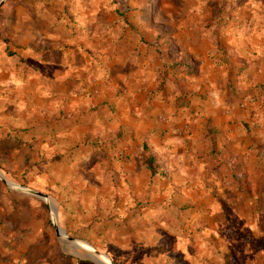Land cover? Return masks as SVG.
I'll use <instances>...</instances> for the list:
<instances>
[{
    "label": "rangeland",
    "instance_id": "374dc122",
    "mask_svg": "<svg viewBox=\"0 0 264 264\" xmlns=\"http://www.w3.org/2000/svg\"><path fill=\"white\" fill-rule=\"evenodd\" d=\"M63 18L74 31L69 54L59 62L28 58L38 70L24 78L0 70V174L56 209L53 217L45 201L0 179V264L100 261L57 235L53 221L113 264H264V118L251 131L246 161L242 150L233 160L225 149L208 159L205 145L195 160L162 152L168 178L151 176L139 161L144 144L163 139L148 135L156 108L230 115L232 105L217 96L237 97L236 79L202 84L191 104L193 94L175 103L173 93L187 86L173 80L177 73L159 92L160 75L174 54L191 63L188 76L197 75L202 60L189 49L221 67L236 59L241 71L263 62L264 0H6L0 52L6 41L17 52L56 44L50 26ZM133 55L150 62L140 65L138 82ZM237 107L261 109L255 96Z\"/></svg>",
    "mask_w": 264,
    "mask_h": 264
},
{
    "label": "crops",
    "instance_id": "0c3cea01",
    "mask_svg": "<svg viewBox=\"0 0 264 264\" xmlns=\"http://www.w3.org/2000/svg\"><path fill=\"white\" fill-rule=\"evenodd\" d=\"M4 3H2L1 5H3ZM27 14L28 13H26V15ZM56 17L57 19H59V16ZM57 22L59 23L54 24V22L50 26V31L55 32V36H53L54 40H56V44L54 45L28 46L29 44H27V47L22 49L21 52H17L16 48L15 50L9 49L7 46H10V44L6 41V45L4 43L2 52H0L1 56H5L3 57V61H0V70L10 71L11 69V71L16 72L15 74H19L22 72L21 76L24 78L26 75L29 76V74H35L36 70H38L31 65L28 58H36L40 61L55 60L59 62L63 54H69L70 49H75L74 37L71 35L74 31L73 28L69 27V19L66 20L63 18ZM121 28L123 27L118 26L119 32ZM126 30V28H123V31ZM65 31L67 33H65ZM0 37L8 38L6 34H3ZM254 41L255 40H249L245 44L248 45L250 50L259 52L260 47L258 43ZM7 43L9 45H7ZM60 45L61 47H59ZM6 50L7 56L4 54ZM189 50L190 53H195V55H191L192 58L199 57V59L202 60L200 62L201 66H199L197 69V75L188 76V74L185 73L186 71H182L178 72L177 76L173 77V80L177 78L178 80H181L183 82L185 81L188 87L186 86L183 94H193V96L189 98V100H191V104L196 103V99L199 98L198 95L201 94V92L204 90L201 88L202 84L206 85L208 81H211V83H217L218 85H220V83H223L225 85V83L228 82L229 79L231 82L236 79L238 88L242 90L236 94L237 97H234L232 95H230V97L227 96V94H219L217 96V99L221 100V103H224V105H232V108L229 112L230 115H227L226 112L219 113V111L215 109H207L201 111H199L198 109L192 110L193 108L183 109L180 107H176L173 109L171 103L156 108L152 118L153 125L151 127V130H149L148 135L153 136V138H157L158 136L160 137L161 134H163V139L162 141L160 140L158 144H155L154 147L152 146V142L150 143L152 151L157 154V156L161 155L162 152H167V155L171 156V158L175 160H195L197 158V155H199L200 149H202V147H204L203 145H205V157H207L208 159L215 160V155L220 152V150L222 151V149H225L226 154L230 159L233 160H236V156L242 150L243 154H240L243 155V159H245L244 161H246L248 157H251V131L253 127L254 129H257V127H255V124L259 122L261 118H264V61H255V63L253 64L245 63L241 71V65H238L237 63V65H235V62H237L236 59L234 60V62L227 65L228 67H221L219 64L207 62V58L204 56L203 51L196 52V50L194 49ZM14 52H16V54H14ZM146 52L147 54H150L149 51ZM106 53L111 52L108 51ZM138 53L139 51L133 54L137 55ZM133 58L135 59L134 55L132 56V59ZM137 60L138 61H136L135 59V61L132 60L131 62H133L132 65H136L135 67L137 68V71L133 73L132 76L133 78H135L134 76H138L136 80L138 82V80H140V65L145 66V64H149L150 62L144 58L142 60H140V58ZM129 62L127 59L124 61H122L121 59L120 63L125 64ZM169 62L171 63L182 61H180L179 57H176V55L174 54ZM73 66L68 63L67 70L70 71L71 69H74ZM124 66L125 65H123V67ZM209 67L211 68V70L209 69ZM66 83V80L58 81L59 87L65 86ZM213 93L217 95V93ZM138 94H140V92ZM176 95H178V93H173L172 96H174L175 98ZM252 96L257 97V102H259V104L261 105L260 110H255L254 108L250 110H242L237 107L239 102L244 103L246 102L247 98L248 100H251ZM238 97H243V99H238ZM262 120L264 121V119ZM68 126L71 127V125ZM223 137H226V139H224ZM259 148L261 149V156L264 157V143L260 144Z\"/></svg>",
    "mask_w": 264,
    "mask_h": 264
},
{
    "label": "trees",
    "instance_id": "16d2710c",
    "mask_svg": "<svg viewBox=\"0 0 264 264\" xmlns=\"http://www.w3.org/2000/svg\"><path fill=\"white\" fill-rule=\"evenodd\" d=\"M192 68L193 67L191 63L188 61L169 63V65L166 66V68L160 75V78L162 79V83H160L158 87V91L159 92L163 91L165 80L168 76H173L176 73L182 72L185 70L187 72H191L193 70ZM187 96L188 95L183 94L181 92L178 93V95H176L175 97V103L180 100H183ZM76 124L77 123L75 122L74 125H71V127L69 128H74ZM139 161L142 164V166L150 173L151 176H158L160 178L169 177L168 173L163 169L161 163L159 162L157 154H155L146 144L143 145V150L140 155Z\"/></svg>",
    "mask_w": 264,
    "mask_h": 264
},
{
    "label": "water",
    "instance_id": "95a60500",
    "mask_svg": "<svg viewBox=\"0 0 264 264\" xmlns=\"http://www.w3.org/2000/svg\"><path fill=\"white\" fill-rule=\"evenodd\" d=\"M5 0H1L0 1V5L2 3H4ZM0 179L5 182L10 188H13L21 193H24V194H28V195H31V196H34V197H37L43 201H45L51 208L52 212H53V217L55 216V213H56V209L55 207H53L52 205H50L49 203V199L46 195H43L41 193H38V192H35V191H32V190H29V189H25V188H22V187H18V186H15L7 181H5L3 179V177L1 176L0 174ZM53 224H54V229H55V232L57 235H61L63 237H65L66 239H68L69 241L73 242V243H76V244H79V248H84L86 249L87 251H90L91 253H93L97 259L101 260V262L103 263H100V262H96L97 264H113L109 259H107L104 255H101L98 251H96L95 249L87 246L86 244L82 243V242H79V241H72L71 239L67 238L65 235H64V231L62 229H60L56 224L55 222L53 221Z\"/></svg>",
    "mask_w": 264,
    "mask_h": 264
},
{
    "label": "bare ground",
    "instance_id": "6f19581e",
    "mask_svg": "<svg viewBox=\"0 0 264 264\" xmlns=\"http://www.w3.org/2000/svg\"><path fill=\"white\" fill-rule=\"evenodd\" d=\"M49 203H50V201H49ZM69 243L72 244L75 248H79V244H76V243H73V242H69ZM97 260H99V259H97ZM99 262L102 263L101 260Z\"/></svg>",
    "mask_w": 264,
    "mask_h": 264
}]
</instances>
